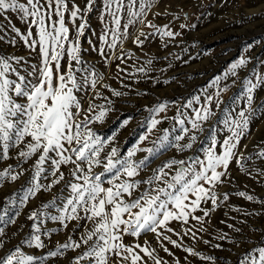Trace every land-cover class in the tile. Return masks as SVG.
Listing matches in <instances>:
<instances>
[{
    "label": "snow or ice",
    "instance_id": "1",
    "mask_svg": "<svg viewBox=\"0 0 264 264\" xmlns=\"http://www.w3.org/2000/svg\"><path fill=\"white\" fill-rule=\"evenodd\" d=\"M154 2L155 0H139L137 7V0H102L104 12L111 17L115 27L109 30L107 25L105 26V31L99 36L101 43H108L109 48H114L121 35L127 37L129 25H134L137 21L145 23L139 18L146 15V10L151 9ZM96 3L97 0H86L85 7L81 9L74 2L69 7L68 0H26V3H21L20 0H0V16L6 17L9 11L20 14V18L29 25L27 34H20L16 28H13V31L20 35L33 51L39 46V62L24 67L23 74L10 63V60H15L19 66L22 57L0 56V160L8 159L9 149L22 143L25 144L26 150H20L18 156L23 160L26 161L39 153L34 165L35 171L29 180L31 186L24 193L21 203L35 197L41 190L51 191L54 186L64 181V190L70 191L61 214L47 218L59 221L63 227H67L65 221L84 222L77 224V229L84 228L79 241L69 237L68 242L58 244L55 251L41 256L26 254L21 246L17 245L15 250L0 255V264H46L49 257L63 256L66 250H75L82 246H86V250L73 264H81V261H87V264H147L140 253L153 260L154 264H164L162 258L154 255L155 249L141 246L139 243L131 246L124 244L125 235L139 238L152 233L160 241H167L177 248L182 247L165 234L174 231L169 226L170 222L181 221L183 226L191 217L202 224L210 211H215L228 200V194L225 193L223 200L218 203L219 198L214 189L224 182L221 178L228 175L230 163L235 161L240 166V171L246 172L243 161L250 157L238 153V147L240 141L248 135L250 124L257 113L264 109V105L253 107L257 89L264 86V74L259 73L255 79L246 78L241 82L243 93L242 97L237 99L242 98L245 106L239 110L228 107L224 94L231 86H221V78L217 77L211 85L217 89L215 92L209 93L205 89L201 95L192 96L183 105L185 109L192 110L191 114L177 110L173 119L180 126V134L172 135L169 129H164L162 135L154 140L150 139L162 122L161 118H157L158 115L168 107L167 103H160L146 109L149 115L142 125L144 131L136 137L130 147L111 146L105 154V150L114 145L119 132L130 123V118L120 121L111 135H99L90 125L103 124L108 114L115 110L114 102L103 97L102 93L93 91L92 99L88 100L87 108H84V99L78 95L80 92L86 93L88 88L95 90L102 79L100 74L94 72L93 67L83 60L84 50L80 42V38L89 28L87 14L93 10ZM125 9L128 20L123 25L124 32L121 33L120 13ZM66 12L69 13L73 24L78 19L81 21L71 38L70 29L65 22ZM100 19L103 20L104 16L101 15ZM33 26L36 28L38 39L32 38ZM148 26L156 27L150 23ZM157 30L167 37L179 35L172 31ZM109 31L112 33L110 42L107 39ZM140 35L144 33L141 32ZM66 43L68 47H65ZM89 43L91 44V41ZM134 43L139 45L143 41L137 36ZM99 51L101 55L104 54L103 48ZM65 56L66 68L61 64ZM151 63L149 60L148 64ZM247 63L246 58L239 59L225 72L223 79L237 76V70ZM138 71L144 72L145 69ZM13 76L15 78H12ZM235 82L234 80L233 84ZM109 90L115 97L127 95L126 92L116 89ZM97 98H103L107 104L94 103ZM232 103L236 104V100H232ZM217 122L222 123V129L216 128ZM220 131L227 133L222 142L217 139ZM204 140L209 143L207 147L202 148L203 159L193 156L189 163L188 160L173 157L153 168L152 175L147 179L138 178L167 150L174 148L180 153L189 150L195 153ZM146 142L151 146L141 147ZM140 152L146 155L143 159H135ZM257 157L264 159V150L258 152ZM46 161L51 162L47 175L52 179L50 183L43 184L38 178L46 172L43 167ZM67 165L72 166L68 172L72 179L66 180L61 167ZM97 168L102 170L96 172ZM10 169L11 166L0 171V182L5 178L16 181L23 175V172L10 174ZM142 185L144 187L141 190ZM205 185L211 187L206 188ZM190 195L194 196V199L190 200ZM236 195L246 201L257 199L243 191ZM209 200L212 209H202L201 204ZM8 202L11 203V200ZM48 206L44 205L45 208ZM197 210L203 211L204 216H195ZM233 210L240 211L238 208ZM81 211L83 215H80ZM244 214L250 215L247 212ZM6 215L7 208L0 211V222L15 223L14 220H6ZM42 215L44 214L33 212L29 220L39 219ZM88 222H91V228L87 227ZM228 227L232 228L233 225ZM32 229V233L22 244H27L29 248H45L46 244L41 239V228L33 223ZM189 232L191 229L185 231L184 235ZM3 235L4 230L0 228V236ZM220 238H226V234ZM4 247L5 245L0 243V249ZM160 247L169 255L172 254L162 242ZM136 249H139V252ZM183 250L215 264L214 257L202 256L190 247H184ZM238 264H264V247L257 246L242 254Z\"/></svg>",
    "mask_w": 264,
    "mask_h": 264
},
{
    "label": "rangeland",
    "instance_id": "2",
    "mask_svg": "<svg viewBox=\"0 0 264 264\" xmlns=\"http://www.w3.org/2000/svg\"><path fill=\"white\" fill-rule=\"evenodd\" d=\"M20 2L26 3V0H20ZM73 2L81 9L86 4V0H68L69 7ZM138 3L139 0H137V7ZM101 15L104 16L103 20L100 19ZM120 16V31L123 33V25L128 20L127 10L121 11ZM6 17L0 16V56L22 57L19 66L16 65L15 60H10V63L23 74L24 67L39 62L37 55L39 46L33 51L24 43L20 35L13 31V28H16L19 29L20 34H27L29 25L20 18V14L9 11ZM87 19L89 28L80 38L81 47L84 50L82 56L87 65L92 66L93 71L99 73L102 79L95 90L88 88L86 93L80 92L78 95L84 99L82 106L87 108V102L92 99L93 91L100 92L103 97L114 102L115 109L108 114L103 124L94 123L90 127L97 134L107 137L118 127L120 121L130 118V123L119 132L114 145H110L105 150V154L111 146L130 147L136 137L143 133L142 125L149 115L146 109L160 103L168 104L167 110L157 117L161 118L162 122L150 138L151 140L162 135L164 129H169L172 135H178L180 126L173 119L177 115V110L191 114L192 110L185 109L183 105L192 96L201 95L205 89L209 93L215 92L217 89L211 85L217 77L221 78V86H231L224 94L228 107L239 110L245 106L242 98L237 99L242 97L243 93L241 82L246 78L255 79L258 73L264 74V0H155L151 9L146 10V15L139 18L145 23L141 24L137 21L134 25H129L127 37L121 35L114 48H109L108 43H101L99 40L106 25L109 30L115 27L111 17L104 12L102 0H97L93 10L87 14ZM65 22L70 29L71 38L81 21L78 19L73 24L69 13L66 12ZM149 23L156 27H149ZM157 29L172 31L179 35L163 36ZM141 32L144 35H140ZM32 33V38L38 39L35 26L32 27ZM137 36L143 41L142 44L134 43ZM107 39L108 42L111 41V31L108 32ZM68 46L66 43L65 47ZM100 48L104 49L103 55L99 51ZM241 58H246L248 63L237 70V76H230L224 80L225 72ZM149 60L151 64H148ZM61 64L64 68L67 67L66 56L62 58ZM141 68L145 71H138ZM234 80L235 84H233ZM109 89L126 92L127 95L115 97L111 95ZM232 100H236V104H233ZM93 102L107 104L103 98H97ZM257 105H264V86L257 89L255 93L253 107ZM261 112H264V109H260L257 113L250 124L248 135L240 141L238 147V153H243L244 157H250L243 161L246 172L240 171V166L235 161L231 162L228 175L221 178L224 182L214 189L219 198L218 203L223 200L225 193L228 194V200L215 211H210L209 216L204 217L202 224L192 220L191 217L183 226L181 221L170 222L169 226L174 231L165 232V234L176 240L182 247L177 248L167 241H160L152 233L139 238L125 235L124 244L131 246L139 243L141 246L155 249L154 255L162 258L164 264H176L177 261L179 264H213L212 261L201 259L200 256L190 255L183 250L184 247L193 248L202 256L214 257L215 264H238L242 254L257 246L264 247V203H261L264 201V174H261L264 173V159L257 157V153L264 150V114H260ZM215 126L217 129L223 128L222 123L219 122ZM226 135V131H220L217 139L222 142ZM208 143V140H204L195 153L191 150L180 153L174 148L169 149L138 178L147 179L152 175L153 168L173 157L188 160L189 163L193 156L203 159L202 148L207 147ZM148 146H151L149 142L141 145V147ZM20 150H26L24 143L10 148L9 158L0 160V171L11 166L10 174L23 172L16 181L5 178L0 182V211L7 208L5 219L15 221V223L7 224L0 222V228L5 233L0 236V243L5 245L3 249H0V255L9 250H15L17 245H20L26 254L47 255L49 251H55L58 244L68 242L69 237L79 241L84 228L77 229V224H83V221H65L67 227H63L59 221L47 218L61 214L70 191L64 190V181L54 186L51 191L41 190L35 197H30L21 203L24 193L31 186L29 180L35 171L34 165L39 153L25 161L18 156ZM144 155L146 153H137L135 159H143ZM43 167L46 172L42 173L38 179L40 183L48 184L52 179L50 175H47L51 162L46 161ZM71 167V165L61 167L66 180L72 179L68 176ZM101 170L95 169L96 172ZM45 175L47 179L44 178ZM143 187L142 185L141 190ZM205 187L209 188L211 185H205ZM240 191L253 195L257 199L246 201L236 195ZM191 199H194V196L190 195ZM8 200H11V203ZM44 205L49 206L45 208ZM201 208L211 210V201L202 203ZM236 208L240 211L233 210ZM33 212L44 215L39 219L29 220ZM245 212L250 215H245ZM80 215H83L82 211ZM194 215L204 216V213L197 210ZM33 223L41 228V239L46 244L43 249L29 248L27 244H22V241L32 233ZM228 225L233 227L230 228ZM87 227H92L91 222L87 223ZM56 229L58 231H53ZM188 229H191V232L184 235ZM234 229H240V231ZM44 232L49 234L43 235ZM225 234L226 238L221 239L220 237ZM161 242L168 247L171 255L163 251L160 247ZM85 250L86 246L75 250L68 249L63 256L49 257L46 264H73ZM136 251L139 252V249ZM140 255L147 264H154L153 260L144 256L143 253ZM81 264H87V261H81Z\"/></svg>",
    "mask_w": 264,
    "mask_h": 264
}]
</instances>
